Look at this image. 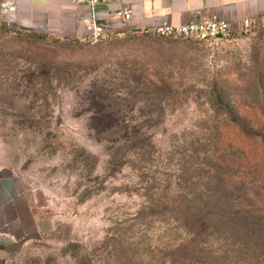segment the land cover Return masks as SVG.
<instances>
[{
	"label": "rangeland",
	"instance_id": "374dc122",
	"mask_svg": "<svg viewBox=\"0 0 264 264\" xmlns=\"http://www.w3.org/2000/svg\"><path fill=\"white\" fill-rule=\"evenodd\" d=\"M69 62L81 67L66 78L46 65ZM131 71L159 87L136 88L123 78ZM98 87L120 97L113 127L152 143L145 176L98 132ZM245 132L264 136V31L202 43L123 31L91 44L0 27V178H16L36 222L0 264H193L190 225L138 215L143 180H175L178 157L240 142L249 155L262 149L246 173L264 180V137ZM247 189L264 194V182Z\"/></svg>",
	"mask_w": 264,
	"mask_h": 264
},
{
	"label": "trees",
	"instance_id": "16d2710c",
	"mask_svg": "<svg viewBox=\"0 0 264 264\" xmlns=\"http://www.w3.org/2000/svg\"><path fill=\"white\" fill-rule=\"evenodd\" d=\"M256 30L264 31L261 28L246 31ZM142 32L157 36L147 30ZM26 33L39 39H55L47 34ZM46 65L55 68L58 73H66L59 75L64 78L65 75L71 76L70 73L81 67L72 62ZM46 73L45 70L44 74ZM124 74L127 75L123 77L124 80L134 81L138 89L159 87L154 78L140 81V75H134L133 71ZM98 90L97 97L102 100L105 110L103 113L98 112L100 117L97 119L106 125L104 130L98 132L115 144V155L119 156L123 163L127 162L128 158L143 161L144 165L138 168L142 171L140 176H145L143 173L152 171L151 165L154 162L150 151L152 143L142 139V133L141 136L138 133L126 134L113 127L120 97L115 94L114 89L98 87ZM244 135L246 138L264 137L246 132ZM229 146L232 147L231 144ZM259 148L254 149L257 155H249V150L240 142L235 143V148L230 149V154H226L222 152V147L216 144L214 149L202 151V155L197 159L192 155L178 157L176 165L180 173L175 180L162 177L165 171H160V176L154 173L146 181L143 180L148 184L144 187L143 194L146 205L143 204L138 215L150 209L155 215L167 217L169 222L190 225L194 233H187L186 236V241L192 243L187 256L198 255L193 264H264V194L247 189V186L257 182L262 184L264 180L256 177L249 179L246 173L248 170L251 173L250 169L254 167L255 170L259 169L258 155L262 152ZM231 150L236 151L232 154ZM228 171L232 173H226ZM242 188L245 190H241Z\"/></svg>",
	"mask_w": 264,
	"mask_h": 264
},
{
	"label": "crops",
	"instance_id": "0c3cea01",
	"mask_svg": "<svg viewBox=\"0 0 264 264\" xmlns=\"http://www.w3.org/2000/svg\"><path fill=\"white\" fill-rule=\"evenodd\" d=\"M0 0V27L47 34L59 41L87 38L84 19L91 7L84 0H12L16 7L4 11ZM133 6L134 17L127 23H112L113 16L125 6ZM98 19L105 35L123 31L153 32L162 22L180 25L209 18L225 20L234 33L245 30L244 21L264 12V0H118L99 4ZM36 230L35 219L13 175L0 178V252Z\"/></svg>",
	"mask_w": 264,
	"mask_h": 264
},
{
	"label": "built area",
	"instance_id": "2783aa9c",
	"mask_svg": "<svg viewBox=\"0 0 264 264\" xmlns=\"http://www.w3.org/2000/svg\"><path fill=\"white\" fill-rule=\"evenodd\" d=\"M91 7V13L84 19V25L87 30L86 40L91 44H96L105 39V26L98 19L96 8L99 4H111L118 0H84ZM16 4L12 0L3 3L4 11L15 9ZM134 17L133 6H125L121 8L111 19L112 23H127ZM244 28L264 29V12L255 18L246 19ZM159 37H171L192 39L200 42H214L217 40L227 39L234 33L230 24L221 19L209 18L200 21L186 22L180 25H172L166 21L160 23L152 32Z\"/></svg>",
	"mask_w": 264,
	"mask_h": 264
},
{
	"label": "water",
	"instance_id": "95a60500",
	"mask_svg": "<svg viewBox=\"0 0 264 264\" xmlns=\"http://www.w3.org/2000/svg\"><path fill=\"white\" fill-rule=\"evenodd\" d=\"M18 250V246L17 244H14L12 247H10L9 249H6V252H16Z\"/></svg>",
	"mask_w": 264,
	"mask_h": 264
}]
</instances>
